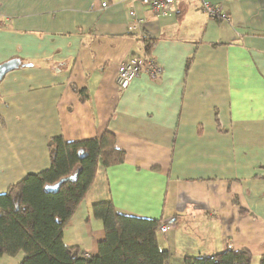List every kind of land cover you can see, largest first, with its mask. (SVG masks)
<instances>
[{
  "label": "crops",
  "instance_id": "1",
  "mask_svg": "<svg viewBox=\"0 0 264 264\" xmlns=\"http://www.w3.org/2000/svg\"><path fill=\"white\" fill-rule=\"evenodd\" d=\"M228 20L214 22L198 1L181 0L156 17L140 0H0V195L50 167L47 143L93 139L105 130L125 154L99 165L63 231V244L90 257L104 239L92 207L111 201L127 216L162 220L167 264L231 247L253 264L264 255V0H212ZM139 25L129 32L128 10ZM120 91L117 67L143 57ZM86 92L82 102L79 93ZM160 225V226H161ZM23 253L0 256L20 264Z\"/></svg>",
  "mask_w": 264,
  "mask_h": 264
},
{
  "label": "trees",
  "instance_id": "2",
  "mask_svg": "<svg viewBox=\"0 0 264 264\" xmlns=\"http://www.w3.org/2000/svg\"><path fill=\"white\" fill-rule=\"evenodd\" d=\"M144 57H150L152 42L143 39ZM82 102L86 92L79 93ZM50 167L28 174L0 195V256L23 253L20 264H167L169 254L158 245L162 220L122 215L111 201L92 207L100 220L104 239L97 254L85 258L79 248L63 244V231L92 186L97 168L121 164L125 154L116 147L115 135L105 130L99 136L79 142H65L61 136L47 143ZM61 182L54 192L45 187ZM184 264H253L246 250L226 247L210 256H185ZM257 264H264V255Z\"/></svg>",
  "mask_w": 264,
  "mask_h": 264
},
{
  "label": "built area",
  "instance_id": "3",
  "mask_svg": "<svg viewBox=\"0 0 264 264\" xmlns=\"http://www.w3.org/2000/svg\"><path fill=\"white\" fill-rule=\"evenodd\" d=\"M132 1V0H131ZM148 4L151 11L156 17L171 16L175 6L181 0H140ZM200 11L208 20L214 22H223L228 20L227 13L224 9L215 4L212 0H196ZM102 9L107 7V0H101ZM130 18L128 31L133 32L140 24L139 19L135 16L133 9L128 10ZM141 73L146 74L149 78L154 79L161 73L160 67L151 58L133 56L128 61L122 62L117 67L116 85L120 91H124L130 82ZM170 230V226L163 224L159 226L158 233L165 234ZM83 257L89 258V253H84Z\"/></svg>",
  "mask_w": 264,
  "mask_h": 264
},
{
  "label": "water",
  "instance_id": "4",
  "mask_svg": "<svg viewBox=\"0 0 264 264\" xmlns=\"http://www.w3.org/2000/svg\"><path fill=\"white\" fill-rule=\"evenodd\" d=\"M17 67H18V62L15 60H10V61H7V62L1 64L0 65V81L3 79V77L7 73L15 70ZM60 184H61V182L57 183L54 186H47V187H45V190L47 192H54L59 188Z\"/></svg>",
  "mask_w": 264,
  "mask_h": 264
}]
</instances>
